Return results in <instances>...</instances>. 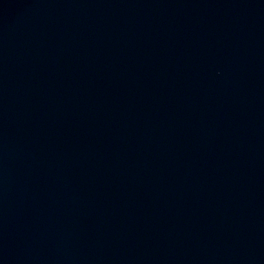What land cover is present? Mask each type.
<instances>
[{
  "label": "water",
  "instance_id": "95a60500",
  "mask_svg": "<svg viewBox=\"0 0 264 264\" xmlns=\"http://www.w3.org/2000/svg\"><path fill=\"white\" fill-rule=\"evenodd\" d=\"M0 264H264V0H0Z\"/></svg>",
  "mask_w": 264,
  "mask_h": 264
}]
</instances>
